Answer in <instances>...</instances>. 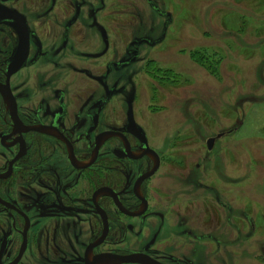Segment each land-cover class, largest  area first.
Masks as SVG:
<instances>
[{
  "label": "flooded vegetation",
  "instance_id": "obj_1",
  "mask_svg": "<svg viewBox=\"0 0 264 264\" xmlns=\"http://www.w3.org/2000/svg\"><path fill=\"white\" fill-rule=\"evenodd\" d=\"M123 4L0 0V264L236 260L242 229L230 207L221 222L211 206L216 190L197 182L233 132L208 138L198 155L172 146L179 134L153 143L136 102L145 104L152 53L166 42L174 15L145 0L164 19L161 37L131 39L138 7L128 1L121 12ZM178 185L191 189L182 195ZM237 219L253 238L252 219Z\"/></svg>",
  "mask_w": 264,
  "mask_h": 264
},
{
  "label": "rangeland",
  "instance_id": "obj_2",
  "mask_svg": "<svg viewBox=\"0 0 264 264\" xmlns=\"http://www.w3.org/2000/svg\"><path fill=\"white\" fill-rule=\"evenodd\" d=\"M128 1L138 7L133 8L134 21L128 17L133 25L127 27L128 37L159 39L164 19L145 6V0H126L118 10L125 11ZM152 1L171 12L175 23L166 42L152 53L155 61L149 65L150 76H145V104L142 97L137 98V109L145 112L158 146L179 134L182 141L172 146L194 148L198 155L205 151L208 138L233 132L212 153L207 178L199 173L197 182L216 190L209 194L221 222L227 214L224 208L230 207L234 227L244 234L240 250L234 251L236 260L229 257L227 264H264V0ZM138 16L142 17L140 25ZM126 19L118 18L120 24ZM219 54L224 58L219 76H212L205 59ZM188 154L187 160L194 163L196 155ZM177 188L182 195L191 189ZM196 192L198 197L204 195L198 185ZM244 213L257 226L253 238L250 225L238 222ZM221 222L214 226L216 236L224 229ZM248 236L252 239L247 240Z\"/></svg>",
  "mask_w": 264,
  "mask_h": 264
},
{
  "label": "trees",
  "instance_id": "obj_3",
  "mask_svg": "<svg viewBox=\"0 0 264 264\" xmlns=\"http://www.w3.org/2000/svg\"><path fill=\"white\" fill-rule=\"evenodd\" d=\"M223 59L224 58L220 54L217 56V58H212V57L206 58L204 66L208 69V71L212 76H219V64L220 62H223Z\"/></svg>",
  "mask_w": 264,
  "mask_h": 264
},
{
  "label": "water",
  "instance_id": "obj_4",
  "mask_svg": "<svg viewBox=\"0 0 264 264\" xmlns=\"http://www.w3.org/2000/svg\"><path fill=\"white\" fill-rule=\"evenodd\" d=\"M222 137V135H220L219 136V138H221ZM213 141H209V148L211 149V143H212ZM139 262H141L142 264H151V263H146V262H143V261H139Z\"/></svg>",
  "mask_w": 264,
  "mask_h": 264
}]
</instances>
